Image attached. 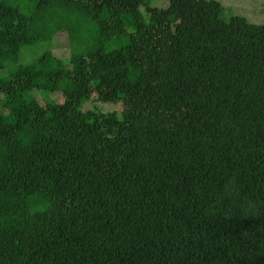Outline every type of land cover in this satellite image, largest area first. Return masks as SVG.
Here are the masks:
<instances>
[{
	"label": "trees",
	"instance_id": "1",
	"mask_svg": "<svg viewBox=\"0 0 264 264\" xmlns=\"http://www.w3.org/2000/svg\"><path fill=\"white\" fill-rule=\"evenodd\" d=\"M150 3L0 0V264H264V26Z\"/></svg>",
	"mask_w": 264,
	"mask_h": 264
},
{
	"label": "rangeland",
	"instance_id": "2",
	"mask_svg": "<svg viewBox=\"0 0 264 264\" xmlns=\"http://www.w3.org/2000/svg\"><path fill=\"white\" fill-rule=\"evenodd\" d=\"M224 8V15L227 19L232 17H242L248 21V23L258 26H264V0H217ZM151 8L166 9L168 7V0H151ZM145 17V14H143ZM126 43V38H122L118 41L108 42L104 49L106 52L116 50ZM48 45V46H47ZM71 46L68 42L66 33L57 34L51 44L39 43L33 46H26L20 52L19 59L15 64H8L5 73L14 72L19 66L32 63L40 58L43 54L50 51L53 57L59 61L65 62L70 57ZM56 95H50L49 100H57L59 97ZM2 97L0 96V100ZM35 99L41 106L46 105V98L41 93L35 95ZM91 106H86L84 111L91 110ZM101 112H111L110 108H101ZM0 112L2 109L0 108Z\"/></svg>",
	"mask_w": 264,
	"mask_h": 264
},
{
	"label": "bare ground",
	"instance_id": "3",
	"mask_svg": "<svg viewBox=\"0 0 264 264\" xmlns=\"http://www.w3.org/2000/svg\"><path fill=\"white\" fill-rule=\"evenodd\" d=\"M48 46V45H47ZM151 86V85H150Z\"/></svg>",
	"mask_w": 264,
	"mask_h": 264
}]
</instances>
